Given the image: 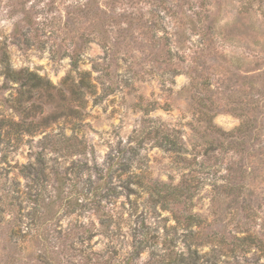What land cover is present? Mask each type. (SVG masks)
<instances>
[{"label": "rangeland", "instance_id": "1", "mask_svg": "<svg viewBox=\"0 0 264 264\" xmlns=\"http://www.w3.org/2000/svg\"><path fill=\"white\" fill-rule=\"evenodd\" d=\"M0 264H264V0H0Z\"/></svg>", "mask_w": 264, "mask_h": 264}, {"label": "trees", "instance_id": "2", "mask_svg": "<svg viewBox=\"0 0 264 264\" xmlns=\"http://www.w3.org/2000/svg\"><path fill=\"white\" fill-rule=\"evenodd\" d=\"M143 237L141 239L135 241V243L133 244V247H132V251L128 255L127 261H130V260L134 259L135 257L140 256L143 249L148 247V245H145V242H148V240L146 241V239H143ZM166 242L167 241H163L164 244ZM156 254H157V252H155V253L153 252V255H156Z\"/></svg>", "mask_w": 264, "mask_h": 264}]
</instances>
